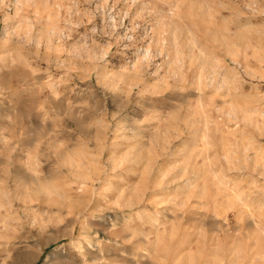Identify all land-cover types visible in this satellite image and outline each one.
<instances>
[{"label": "rangeland", "instance_id": "374dc122", "mask_svg": "<svg viewBox=\"0 0 264 264\" xmlns=\"http://www.w3.org/2000/svg\"><path fill=\"white\" fill-rule=\"evenodd\" d=\"M0 264H264V0H0Z\"/></svg>", "mask_w": 264, "mask_h": 264}]
</instances>
